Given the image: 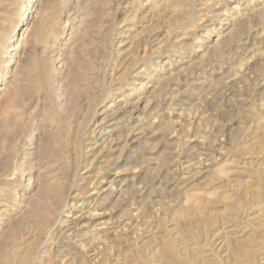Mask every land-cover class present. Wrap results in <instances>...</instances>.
<instances>
[{
    "label": "rangeland",
    "instance_id": "obj_1",
    "mask_svg": "<svg viewBox=\"0 0 264 264\" xmlns=\"http://www.w3.org/2000/svg\"><path fill=\"white\" fill-rule=\"evenodd\" d=\"M17 4L0 0L1 66ZM33 4L0 94V264L33 240L45 191L69 203L49 210L56 225L28 264H264V0ZM231 10L216 36L214 13ZM132 126L149 130L125 145ZM84 172L100 195L75 205L67 188ZM92 231L104 239L83 250Z\"/></svg>",
    "mask_w": 264,
    "mask_h": 264
},
{
    "label": "bare ground",
    "instance_id": "obj_2",
    "mask_svg": "<svg viewBox=\"0 0 264 264\" xmlns=\"http://www.w3.org/2000/svg\"><path fill=\"white\" fill-rule=\"evenodd\" d=\"M37 0H18V4L20 5L19 6V11H18V13L17 12H15V14L13 15V22L11 23V25H10V28H9V31H10V33H11V35L8 37V39L6 40L7 41V43H4L1 47L3 48V50L5 51V52H9L10 54H9V56H8V58L6 59V61L3 63V66H1V61L4 59V57L6 56V54H5V56L4 55H2L1 57H0V94H1V92L2 91H4V89H5V86L8 84V82H9V79H10V71H12L13 69H14V67L16 66V64H17V62H18V60H17V58H16V52H14L13 50H14V46H15V44H14V36H13V34H15L16 32H17V30H18V28H19V26L20 25H22V23L26 20V18L27 17H29L30 15H31V13H32V6L34 5L33 3L34 2H36ZM186 1V0H185ZM206 1H208L209 2V0H206ZM189 2V0H187V3ZM181 3H184V1L182 2L181 1ZM252 3V2H251ZM17 4V5H18ZM205 4H206V2H205ZM181 5V4H180ZM191 6L193 5V4H190ZM185 6H186V4H185ZM185 6H183V5H181V7H180V9L179 10H181V11H183L184 12V9H183V7L185 8ZM186 8H188V10H189V7H186ZM185 8V9H186ZM233 9H236V5L234 4L233 5V7H232ZM190 9H191V7H190ZM202 9V8H201ZM189 11H191V10H189ZM217 11V10H216ZM214 12V11H213ZM224 12H225V10H224ZM231 12H232V10H231ZM234 12V11H233ZM233 12L230 14H220V13H217V12H215L214 13V15L215 16H217L216 18L218 19V21H219V24L217 25V26H214L213 28H214V30L217 32V34H216V36H221V33H220V31H219V29H221V26L223 25H229L230 23H231V21H233V20H235L236 19V16H235V14H233ZM185 13V12H184ZM197 13V12H196ZM186 14V16H187V12L185 13ZM190 14H191V12H190ZM209 14H211V13H209ZM223 15H227V17L225 16L224 18H223ZM243 16V15H242ZM188 17V16H187ZM202 17V16H201ZM207 18L208 17V14H204L203 15V17L202 18ZM170 18H171V16H170ZM183 19H185V17L183 18ZM193 19V18H192ZM200 19V18H199ZM179 19H176L175 21H176V23H177V21H178ZM186 20V19H185ZM202 20V19H201ZM200 20V21H201ZM174 21V22H175ZM182 21H184V20H182ZM179 23V22H178ZM177 23V24H178ZM180 23H182V22H180ZM197 23H199V22H197ZM234 25V24H233ZM178 26V25H177ZM212 27V26H211ZM234 27H235V25H234ZM212 29V28H211ZM223 29V28H222ZM232 31H230V36H233L234 34H235V31H234V28L232 27ZM213 30V31H214ZM174 31H175V29H174ZM169 32V34H172V33H170V31H168ZM173 32V31H172ZM176 32V31H175ZM211 32H212V30H211ZM169 34H168V36H169ZM201 35V34H200ZM13 36V37H12ZM209 36H210V33H209ZM209 36H205V37H207V39L209 38ZM170 37H171V35H170ZM179 37V36H178ZM200 37V36H199ZM222 38V37H221ZM199 39V38H198ZM181 40V39H180ZM200 40V39H199ZM219 40H221L222 41V39H219ZM197 41V39H194L193 40V44H195V42ZM209 41V40H208ZM201 42V41H200ZM185 43V42H184ZM197 43V42H196ZM198 44V43H197ZM202 43H199V46H197V50H199V49H202V46L203 45H201ZM212 44V43H211ZM175 45V44H174ZM220 45V43L218 44V43H214L213 44V46H211V48H213L212 50V53L214 54V55H220L221 53H222V47L221 46H219ZM191 47V46H190ZM194 46H192V48H193ZM209 47V46H208ZM171 48H172V46H171ZM180 48V47H179ZM174 49H177V47L176 48H174ZM181 49V48H180ZM179 49V50H180ZM206 49H207V47H206ZM174 51V50H173ZM196 51V50H195ZM211 51V50H210ZM209 51V52H210ZM170 52H172V51H170ZM176 52H178V50L176 51ZM186 52V51H185ZM188 53V52H187ZM207 53V52H206ZM145 54V53H144ZM168 54H170V53H168ZM146 55V54H145ZM212 55V54H211ZM143 56V55H142ZM141 56V57H142ZM173 56V55H172ZM144 58V57H143ZM167 58L169 59L168 60V63L169 64H171V63H173L174 62V60H172L171 58V56H167ZM140 59V58H139ZM138 60V59H137ZM165 62H163V63H166L167 62V60H164ZM154 62V61H153ZM168 64V65H169ZM163 66V65H162ZM153 67V66H152ZM155 67V66H154ZM143 68H144V66H143ZM158 68V67H157ZM160 69V68H159ZM143 70V69H142ZM145 76V75H144ZM148 76V75H147ZM149 79H153V76L152 75H150L149 74ZM149 82V81H148ZM144 85H148L147 83H145L144 81L143 82H140V86H139V89L140 88H142V87H144ZM120 88V87H119ZM136 89H138V87H136L135 89H133V91L132 92H134V90H136ZM143 89V88H142ZM117 90V89H116ZM119 90V89H118ZM119 91H121V90H119ZM117 92V91H116ZM118 93H120V92H118ZM120 96H122L121 98H124V97H126V96H123V95H125V94H119ZM105 98V97H104ZM120 100V99H119ZM119 100H114V102L112 103V108L114 109V111H113V113H117V111H120L121 110V108L122 107H119L118 109H117V106H119V105H117V101H119ZM125 101V100H124ZM127 104V103H126ZM111 105H108V108L110 107ZM125 106V105H124ZM151 125H149V127H150ZM149 127H141V126H132V127H130L129 129H128V132H129V135H128V138L126 139V141H125V145L127 144V143H129V142H136V141H138V137H139V135H143V136H145L144 134H146V132L149 130ZM92 133H94V130L93 131H91ZM138 132V133H137ZM80 133V132H79ZM148 133V132H147ZM130 134H131V136H130ZM83 135V134H82ZM92 135H94V134H92ZM81 136V135H80ZM82 137H80V139H81ZM104 139H106V138H104ZM95 144H96V142L94 141L93 143H92V147L90 148V149H94L93 147L95 146ZM131 146H133V147H136L134 144H132ZM36 148V147H35ZM85 148V147H84ZM83 148V149H84ZM83 149L81 150L80 149V152L81 151H83ZM133 152H134V150H133ZM131 154H132V152H130ZM83 154L85 155L86 153H84L83 152ZM135 155H136V153H135ZM130 156V155H129ZM131 157V156H130ZM88 172H84L83 174H81V176L80 175H77V177H76V179H75V181H73V186H72V184L70 185V186H68V188H67V190H70V189H72L73 191L70 193V194H74V196L72 197V199H73V204H77V203H79V200L80 199H83L85 196H87L88 195V193L91 191V190H93L92 192H91V195L89 196V198H91V197H93V195H100L99 193H100V191H97V189L99 188L98 186V181H99V179L101 178L100 176H95L94 178H91V177H88V176H85L86 174H87ZM101 175V174H100ZM81 183V184H80ZM85 184V186H84V188H83V185L82 184ZM61 185H58V187H60ZM83 188V191L81 190V188ZM94 187V188H93ZM100 189V188H99ZM81 191V192H80ZM44 194L46 195L45 197H47L49 194H52L53 195V197H51L52 198V203H51V205H48V204H44L43 205V203L41 204V203H39L38 205H36V207H34L33 208V213H34V215H35V219H34V222H33V225H32V227H29L30 228V230H31V233H32V236H33V240L32 241H28V240H26L25 238H23V236H22V238H20V240H18V244L20 245V247L21 246H23L24 245V250H22V252H21V255L19 256V258L18 259H16V261L18 262V264H28V262H29V260H30V254H31V251L35 248V246H36V244H37V242H38V240L40 239V238H42L43 236H45L44 238L45 239H47V236H48V234L51 232V230L53 229V226H54V224H55V222L54 223H50L51 221H50V216H49V210L51 209V208H55V209H57V218L60 216V214L63 212V210H64V208L66 207V204H68L69 203V198H70V195L68 196V195H65V196H63V199H62V201L61 202H59V201H56V198L57 197H60V196H58V194H56V193H53V192H51V191H45L44 192ZM62 194V193H61ZM109 194V193H108ZM107 194V195H108ZM55 195H56V197H55ZM64 195V194H63ZM55 197V198H54ZM77 199H79L78 201H76ZM97 201V200H96ZM84 203H85V201H84ZM72 204V203H71ZM78 205V204H77ZM9 206V205H8ZM72 206V205H71ZM80 206V205H79ZM73 207H74V205H73ZM73 207H72V209H73ZM77 209V208H76ZM81 209V208H80ZM5 211V210H4ZM89 211V210H88ZM82 212V211H81ZM94 212V211H93ZM92 210H90L89 212H88V214H90V216H93L92 215ZM70 213H72V212H70ZM86 213V212H85ZM64 214V213H63ZM87 214V213H86ZM69 215V214H68ZM83 215V214H82ZM70 216V215H69ZM72 216H74V215H72ZM81 216V215H80ZM86 216V215H85ZM85 216H83V217H80L81 219H79L78 221H75L76 222V227H79V228H81V227H90L91 226V223H87L86 224V222H88V221H86L85 223H83V224H81L82 223V219L83 218H85ZM61 217V216H60ZM77 218L75 217V220H76ZM59 220V219H58ZM62 222H64V221H62ZM90 222V221H89ZM56 225V224H55ZM58 225H60V224H58ZM75 225V224H74ZM90 225V226H89ZM81 226V227H80ZM75 227V226H74ZM92 227H95V225H92ZM96 228V227H95ZM106 229V228H105ZM75 230H77L76 228H75ZM80 230V229H79ZM91 230V229H90ZM89 230V231H90ZM78 231V230H77ZM84 231V230H83ZM86 231V230H85ZM84 231V232H85ZM93 231H94V229H93ZM92 231V233H94V234H92L91 236H85V238H81V239H83L81 242L82 243H80L81 244V248L83 249H85L88 245H91V244H96L97 243V241H99V240H101V239H104L103 237L101 238V235H98L97 233H95V232H93ZM103 231H105V230H103ZM82 232V231H81ZM90 233H91V231H90ZM105 233V232H104ZM100 234V233H99ZM78 235V234H77ZM85 235V234H84ZM88 235H89V233H88ZM105 235V234H104ZM80 237H81V235H80ZM84 237V236H83ZM104 237H106V236H104ZM108 237H106V239H107ZM19 239V238H18ZM17 240V239H16ZM44 242H46L45 240H44ZM95 242V243H94ZM100 242V241H99ZM111 242V241H110ZM105 243H106V241H105ZM108 243V242H107ZM116 243V242H115ZM74 244V243H73ZM98 244V243H97ZM96 244V245H97ZM100 244H101V242H100ZM117 244V243H116ZM99 245V244H98ZM113 245H114V243H113ZM90 247V246H89ZM93 248H95V247H93ZM80 249V248H79ZM83 249V250H84ZM89 249V248H88ZM82 250H80L79 252L80 253H82L81 252ZM76 253H77V251H75ZM86 253H89L88 252V250H87V252ZM90 253H92V252H90ZM89 253V254H90ZM93 253H95V252H93ZM69 254H71V253H69ZM83 254V253H82ZM81 254V255H82ZM88 254V255H89ZM96 254V253H95ZM87 255V256H88ZM73 256V255H72ZM80 256V255H79ZM91 256H94V255H91ZM78 257V256H77ZM83 257H85V256H82V258H79L80 259V261H78L77 263H75V264H88L85 260H84V258ZM71 258V257H70ZM76 258V257H75ZM85 259H87L86 257H85ZM69 260H71V259H69ZM68 260V261H69ZM73 260V259H72ZM88 260H89V258H88ZM93 260V259H92ZM15 261V262H16ZM64 261V260H63ZM67 261V260H66ZM91 261V260H90ZM65 262V261H64ZM70 262V261H69ZM73 262H75V259L73 260ZM89 262V261H88ZM92 262V261H91ZM90 262V263H91ZM66 264L68 263V262H65ZM92 263H94V262H92ZM70 264H72L71 262H70Z\"/></svg>",
    "mask_w": 264,
    "mask_h": 264
}]
</instances>
